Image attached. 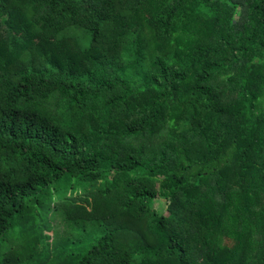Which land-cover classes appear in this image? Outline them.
<instances>
[{
    "label": "trees",
    "instance_id": "obj_1",
    "mask_svg": "<svg viewBox=\"0 0 264 264\" xmlns=\"http://www.w3.org/2000/svg\"><path fill=\"white\" fill-rule=\"evenodd\" d=\"M0 264H264V0H0Z\"/></svg>",
    "mask_w": 264,
    "mask_h": 264
},
{
    "label": "rangeland",
    "instance_id": "obj_2",
    "mask_svg": "<svg viewBox=\"0 0 264 264\" xmlns=\"http://www.w3.org/2000/svg\"><path fill=\"white\" fill-rule=\"evenodd\" d=\"M155 207H156V209L164 210V212L168 213V211L166 210L165 201H160V203L158 202Z\"/></svg>",
    "mask_w": 264,
    "mask_h": 264
}]
</instances>
